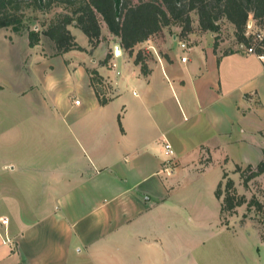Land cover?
Segmentation results:
<instances>
[{"label":"crops","instance_id":"1","mask_svg":"<svg viewBox=\"0 0 264 264\" xmlns=\"http://www.w3.org/2000/svg\"><path fill=\"white\" fill-rule=\"evenodd\" d=\"M75 31L86 51L54 54L0 28V264H207L197 182L215 155L262 159L264 61L205 32L182 50L163 28L129 56L105 25L93 50ZM149 41L166 57L151 51L143 75L133 60Z\"/></svg>","mask_w":264,"mask_h":264},{"label":"trees","instance_id":"2","mask_svg":"<svg viewBox=\"0 0 264 264\" xmlns=\"http://www.w3.org/2000/svg\"><path fill=\"white\" fill-rule=\"evenodd\" d=\"M18 3H26L39 11H48L54 6L62 7L63 12L57 13L43 30V34L53 42L54 54L70 50L86 51L78 45L68 29L71 23L86 36L91 50L99 44L104 24L112 35L119 38L120 46L129 56L139 43L170 25L180 26L179 37L184 39L192 30V12L197 15L199 28L203 31H218V20L226 19L234 27L235 38L245 45L251 43V37L245 36L250 14L253 24L257 28H264V0H0V28L10 27L12 31L18 32L26 27L23 24L24 15L18 12ZM26 30L28 45H37L40 32L30 28ZM213 46L217 47L215 41ZM109 59L110 53L107 52L99 64L106 65ZM147 60L142 50H136L133 61L140 66L143 75L148 73ZM103 81L95 69L90 71V84L101 105L110 99L106 96L110 86ZM118 123L120 125L119 115ZM233 171L239 174L242 185L247 188L249 181L264 173V150L262 159L255 166L235 165ZM213 193L219 201L221 225L228 227V217L235 215L242 205H245L246 213L254 211L264 215V205L257 196L253 193L248 198L240 194L224 169ZM245 218L243 215L241 224ZM260 223H264V218ZM259 237L264 240V232H260Z\"/></svg>","mask_w":264,"mask_h":264},{"label":"rangeland","instance_id":"3","mask_svg":"<svg viewBox=\"0 0 264 264\" xmlns=\"http://www.w3.org/2000/svg\"><path fill=\"white\" fill-rule=\"evenodd\" d=\"M17 6L20 9L18 12H22L24 15L23 24L26 26L25 28H21V30L18 31L19 34L26 35V28L38 30L40 32L41 41V43L38 44H40L43 49L47 51V53L54 51L53 42L43 34V30L46 29L50 20H52L57 13L63 12L62 7L54 6L48 11H39L33 9L31 6H28L26 3H18ZM191 20V33L199 34L205 32L210 34L211 38L213 39V43L215 41L217 45H222L224 52L232 51L238 48L242 49V43L238 42L234 36L233 25L226 19L220 18L218 20V31L216 32L201 30L198 25L197 15L194 12L191 13ZM253 22L254 20L250 14L247 25L250 23L253 24ZM103 26L104 24H102V27ZM8 28L10 27H7L6 29ZM164 28L166 29L168 35L172 36L173 34H176L177 39L184 41L183 37H178L180 36V26L170 25ZM68 29L71 33L76 29L75 34L77 35L78 42L82 43L85 40V36L74 27L73 23L68 25ZM161 35L162 34L158 33L157 36H153V41L155 40V37L157 39L160 38ZM110 39H112V41L115 40L114 37H111ZM158 41H160V39H157V41L154 42L157 44ZM140 46L141 47H137V49L139 48L142 50L147 59H149L151 55L154 56V53H151V51L155 53L157 52L159 55L162 54L161 47L159 49L154 47L152 41L145 42ZM152 46L154 47V50L152 49ZM106 66H108V63ZM103 80L107 82L104 78ZM107 96L110 97V93H108ZM218 157L219 156L217 155L214 156L213 162L208 168L206 175L197 182V185L201 190L199 199L200 208H206V212L210 219L206 227V233L208 237L206 241L207 264H264V242H261L258 235L260 232H264V223H260V221L263 220L264 215L262 213H255L254 211L246 213V207L245 205H242L238 207L237 213L235 215L228 217L230 229L227 230L220 226L217 215V208H219V204L217 199L214 198L213 190L211 189L213 183L217 184L216 182L220 180L222 170L224 169L232 178L234 185L240 194H244L249 198L251 194L254 193L262 202V205H264V175L249 181L248 187L245 188L242 185L239 174L233 171L235 165L232 163L222 164ZM201 161H207V156L205 154ZM199 168L203 167L199 166ZM195 183V180H189L188 185L192 187L195 185ZM243 215H245L246 218L244 223L241 224L240 219ZM233 229H235V232H232Z\"/></svg>","mask_w":264,"mask_h":264},{"label":"built area","instance_id":"4","mask_svg":"<svg viewBox=\"0 0 264 264\" xmlns=\"http://www.w3.org/2000/svg\"><path fill=\"white\" fill-rule=\"evenodd\" d=\"M245 36L251 37V43L249 45H245L243 43L241 44V47L244 50V52L246 54H254L257 58L264 61V28H257L256 26L254 28V25L250 23L247 25ZM116 47L118 50H120L118 45L115 46V49L112 50V54L115 56L117 55ZM179 47L182 50H187L188 44L185 41H180ZM181 59L182 61H185L186 57L184 56ZM109 65H111V67H114L115 66L114 61L110 60ZM103 82L106 84L105 81ZM108 93L109 92L106 93V96L108 95ZM75 104H79L78 99L75 100ZM164 148L168 154L171 155L173 153L171 146L169 144H165Z\"/></svg>","mask_w":264,"mask_h":264},{"label":"bare ground","instance_id":"5","mask_svg":"<svg viewBox=\"0 0 264 264\" xmlns=\"http://www.w3.org/2000/svg\"><path fill=\"white\" fill-rule=\"evenodd\" d=\"M117 54H118V55L120 54V51H119V50L117 51Z\"/></svg>","mask_w":264,"mask_h":264}]
</instances>
